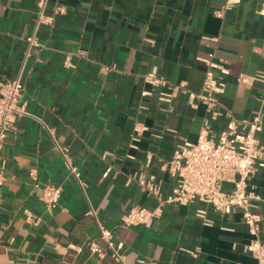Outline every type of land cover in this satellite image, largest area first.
Listing matches in <instances>:
<instances>
[{
    "label": "crops",
    "instance_id": "crops-1",
    "mask_svg": "<svg viewBox=\"0 0 264 264\" xmlns=\"http://www.w3.org/2000/svg\"><path fill=\"white\" fill-rule=\"evenodd\" d=\"M38 2L0 0V79L21 74L27 111L1 150L0 264H117L88 249L90 241L107 249L99 224L112 232L126 264H257L246 250L253 237L242 210L159 208L138 179L154 176L169 196L168 164L178 146L196 143L206 121L213 134L225 128L228 116L210 121L205 105L190 104L207 73L225 82L219 99L230 116L264 114V86L239 81L264 65L263 0H48L53 24L41 25L30 46ZM152 71L177 88L171 102L159 100V91L143 96L152 90L145 82ZM260 142L264 148V120ZM49 184L62 189L53 210L44 202ZM250 187L264 196V168ZM254 205L250 212L264 227V204ZM136 206L158 210L149 227L122 225Z\"/></svg>",
    "mask_w": 264,
    "mask_h": 264
},
{
    "label": "built area",
    "instance_id": "built-area-1",
    "mask_svg": "<svg viewBox=\"0 0 264 264\" xmlns=\"http://www.w3.org/2000/svg\"><path fill=\"white\" fill-rule=\"evenodd\" d=\"M48 0L38 2L36 24L34 34L28 39L30 46L37 42V33L41 25H52L53 17L46 13ZM227 8V7H226ZM58 11L62 12L59 8ZM221 15V14H220ZM259 15L264 17V0ZM31 54L30 49L26 52V58ZM219 68L222 73L228 74V70L215 64L209 65ZM242 83L260 82L264 86V65L261 70L252 77L240 76ZM145 82L152 87L143 96H153L159 91L158 99L171 102L177 91L169 82L159 76L156 71L145 75ZM226 84L217 80L212 73H207L201 91L197 94L190 93L189 100L192 106L203 104L211 113V120L216 121L221 116H228L229 120L223 130L217 134L209 130V121H206L199 133L197 142L194 144L184 143L179 145L168 164V171L174 179L172 193L164 197L162 184L154 176L146 179H138L140 189L152 196L158 203L159 208L165 204L189 206L204 204L222 214H231L236 210L243 211L244 223L253 240L246 250L257 260V264H264V227L262 218L250 212L255 203L264 204V196L250 187V180L258 168H264V148L260 142V134L263 131L264 114L259 113L251 118L237 119L225 112L221 105L220 96L225 93ZM24 83L21 74L13 80L0 79V164L3 141L10 133L18 120L27 115L24 104L21 103ZM66 164L84 190V183L80 174L73 168L68 156L62 154ZM29 178L36 185L38 171L33 169L29 172ZM6 178L0 166V187L4 186ZM226 185H231L227 189ZM62 197V189L49 184L44 189V202L48 210L59 206ZM26 221L35 224L34 216L29 210H24ZM158 210L152 212L147 208L136 206L125 213L121 222L126 227H149ZM197 216L205 219L206 212L197 210ZM101 239L106 245V250L101 249L95 242L87 243L91 254L104 257L110 254L117 264H126L121 246H116L112 232L99 224ZM136 264H147L139 262Z\"/></svg>",
    "mask_w": 264,
    "mask_h": 264
}]
</instances>
